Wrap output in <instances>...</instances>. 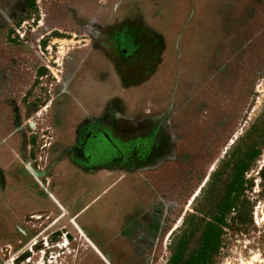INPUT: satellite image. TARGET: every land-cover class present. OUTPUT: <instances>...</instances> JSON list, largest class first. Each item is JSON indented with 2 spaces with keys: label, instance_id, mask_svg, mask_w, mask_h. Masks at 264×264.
I'll return each instance as SVG.
<instances>
[{
  "label": "rangeland",
  "instance_id": "374dc122",
  "mask_svg": "<svg viewBox=\"0 0 264 264\" xmlns=\"http://www.w3.org/2000/svg\"><path fill=\"white\" fill-rule=\"evenodd\" d=\"M263 151L264 0H0V264H264Z\"/></svg>",
  "mask_w": 264,
  "mask_h": 264
},
{
  "label": "flooded vegetation",
  "instance_id": "af4514ba",
  "mask_svg": "<svg viewBox=\"0 0 264 264\" xmlns=\"http://www.w3.org/2000/svg\"><path fill=\"white\" fill-rule=\"evenodd\" d=\"M262 112V111H261ZM157 131V130H156ZM158 134H157V132H155V133H153V135L150 137V146H152L153 144H155L156 143V140H157V138H158V136H157ZM92 136V133L90 132V133H86V136H85V140H88L90 137ZM85 143H87L86 141H85ZM105 145H108V144H106L105 142H102V144H93L92 145V154H91V156L93 157V158H88L87 156H85V158H86V163L89 165V166H91V167H94V166H92L91 164V160L92 159H97V157H96V155H95V151L96 150H98V149H105V148H107ZM87 146V145H86ZM108 146H110V145H108ZM111 146H113V147H116L117 149L119 148L120 149V143H118L117 142V139H115V142L113 141V143H112V145ZM110 146V147H111ZM112 148V147H111ZM118 149V150H119ZM112 150H113V152L115 151V148H112ZM121 150V149H120ZM107 151H108V149H107ZM110 153V152H109ZM263 153H264V151H263ZM260 156H262V154L260 155ZM156 157V156H155ZM103 158V157H102ZM111 159H112V156H111ZM150 160H152V159H145V160H143V159H140V161H136V159H133V162H138V163H140V162H145V161H150Z\"/></svg>",
  "mask_w": 264,
  "mask_h": 264
}]
</instances>
